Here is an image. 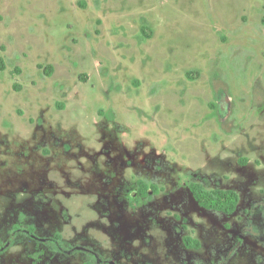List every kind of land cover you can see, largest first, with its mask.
Masks as SVG:
<instances>
[{
	"label": "rangeland",
	"instance_id": "obj_1",
	"mask_svg": "<svg viewBox=\"0 0 264 264\" xmlns=\"http://www.w3.org/2000/svg\"><path fill=\"white\" fill-rule=\"evenodd\" d=\"M0 56V264H264V0H0Z\"/></svg>",
	"mask_w": 264,
	"mask_h": 264
},
{
	"label": "trees",
	"instance_id": "obj_2",
	"mask_svg": "<svg viewBox=\"0 0 264 264\" xmlns=\"http://www.w3.org/2000/svg\"><path fill=\"white\" fill-rule=\"evenodd\" d=\"M145 33V28L142 29ZM49 70L53 68L51 66L48 67ZM6 70V61L4 57L0 56V73H3ZM16 72H19L17 69ZM214 108L216 105H212ZM148 185L144 182L139 183V193L143 197H147L148 195ZM153 187V190L155 192ZM190 191L197 202V204L209 211H216L220 213H224L226 215H233L239 206L240 196L234 190L229 189H208L204 185L199 183H192L190 185ZM185 243L190 248H200V243L197 240L186 238Z\"/></svg>",
	"mask_w": 264,
	"mask_h": 264
},
{
	"label": "flooded vegetation",
	"instance_id": "obj_3",
	"mask_svg": "<svg viewBox=\"0 0 264 264\" xmlns=\"http://www.w3.org/2000/svg\"><path fill=\"white\" fill-rule=\"evenodd\" d=\"M217 100H218V105L216 106L217 107V109H218V111H219V113L222 115V116H224V115H226V112L228 113L229 112V110H230V98H229V96L227 95V93L224 91V90H220L219 91V93H218V97H217ZM200 184V183H199ZM203 185V184H202ZM207 188V187H206ZM216 189V188H215ZM149 191V190H148ZM148 194H149V192H148ZM197 203V202H196ZM200 207V206H199ZM200 208H202V207H200ZM202 209H204V208H202ZM204 210H206V209H204ZM207 211H209V210H207ZM216 212V211H215ZM224 214V213H223ZM229 216V215H228ZM175 218H177V219H179L180 217L178 216V215H175ZM182 228L183 229H186L187 228V226H186V224H184L183 226H182ZM29 232H30V234L31 235H34V229L33 228H29ZM191 238V239H194V238H192L191 236H184V238H183V244L185 245V247L187 248V249H196V248H190V247H188L187 245H186V243H185V239L186 238ZM194 240H197V239H194ZM197 241H199V240H197ZM52 244H54V243H56L55 241H52L51 242ZM200 243V242H199ZM199 249H201V244H200V248H198V249H196V250H199Z\"/></svg>",
	"mask_w": 264,
	"mask_h": 264
}]
</instances>
